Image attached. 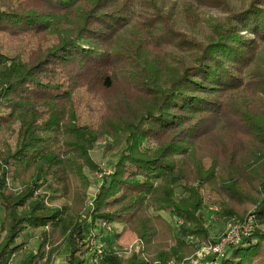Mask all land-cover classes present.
<instances>
[{"label":"trees","instance_id":"trees-1","mask_svg":"<svg viewBox=\"0 0 264 264\" xmlns=\"http://www.w3.org/2000/svg\"><path fill=\"white\" fill-rule=\"evenodd\" d=\"M192 1L227 15L184 6L188 35L172 0H0V32L54 36L25 61L0 49V264L35 229L28 264L65 243L68 264H191L189 236L218 239L205 226L207 197L219 221L254 216L215 264H264V0ZM106 137L104 153L118 156L89 199L84 168L100 169L89 151ZM87 220L122 223L116 237L128 229L141 247L90 251Z\"/></svg>","mask_w":264,"mask_h":264},{"label":"rangeland","instance_id":"rangeland-1","mask_svg":"<svg viewBox=\"0 0 264 264\" xmlns=\"http://www.w3.org/2000/svg\"><path fill=\"white\" fill-rule=\"evenodd\" d=\"M176 5L174 6L173 10L176 13V17L177 19H180V23L179 25H176L179 30L183 31L184 33L188 34V35H194L193 33H196L195 29L189 28L187 26L188 22L183 19L180 16V12L183 11H179V9L183 8L184 6L187 5H194V8L199 9V13L200 14H204L206 16L212 17L214 19H218V20H222L224 17H226L227 13L219 8L216 7H200V6H196L194 4V1L192 0H172ZM228 3L233 6V7H237L239 5H244L247 0H227ZM32 3V2H31ZM0 8H2V6H0ZM3 9V8H2ZM242 33L245 34V31H242ZM35 37V36H34ZM54 36H52L51 34L45 33L44 35V41L42 42H37L33 37L32 38H26V36H22L19 39L18 38H10L9 36H7L5 33L0 32V49L2 50V52L4 54L7 55V57L11 58L13 57L15 58H21L23 61L27 60V57L30 55V53L35 50L38 45H41L42 47L47 46V44H49V39L53 38ZM197 38L202 39L201 35H196ZM158 51H161L158 50ZM11 60V59H10ZM10 60L8 62H10ZM96 70V69H95ZM95 70H90V72L92 73V77L90 79L92 85L95 86H100L101 81L97 82L95 79L97 78V73ZM94 80V81H93ZM90 83V84H91ZM93 103V102H92ZM83 105V103H81ZM86 112V111H84ZM84 116H87L86 113H84ZM7 134L4 130H0V145L2 143V141L7 138L6 137ZM9 142L11 144L14 143L15 141V137L12 136L10 138H8ZM106 141H110L109 137H106L104 140L102 141H98L94 144L93 149H91L89 151V154L91 156V158L94 160V162L99 166V170L98 171H89L88 168H84L85 173L87 174L89 180H90V185L89 188L87 190V196L89 199H91L94 195V192H96L98 185L100 184V180L102 178L103 175H108L111 170H112V166L115 162V160L117 159L118 156V152H107L104 153V144ZM144 146H148L150 148H154L155 143L152 141H145L144 142ZM11 185L18 190L19 185L16 181H12ZM48 187V185L45 183L42 186V190L46 189ZM180 187H177L175 190L176 195H180ZM207 203H205L212 211L213 213H209L207 218V222L205 223V226L208 228L209 231V235H210V240L211 238L217 239L218 236H220L221 234H223L227 228L229 227V225L233 224V223H241V222H237V221H226V220H222L219 221L216 219V213L215 211L218 208V204L216 203H212L209 202V200H212L210 197L206 198ZM90 204V200L86 199V203L84 208L82 209L83 213H86V211L89 208ZM244 208H246V210H251L253 209V205L250 202H245L243 203ZM164 217H167V215L165 213H162ZM250 214L247 215V217ZM2 216H3V211L0 207V222L2 220ZM169 220V219H168ZM114 223V222H112ZM170 223L173 225V222L170 221ZM110 225V223H109ZM94 228H98V226L94 227ZM123 228V227H122ZM114 226H110V229H107V231H109V233H113L110 230H113ZM116 229V228H115ZM106 230V229H105ZM122 230V229H121ZM125 231V233H123ZM26 232V231H25ZM122 232V236L120 237V243L115 242L113 236L111 238H106L105 236L103 238H101L100 240L97 239L98 237H96V240L98 241H93V242H101L103 244V246L105 248H115L117 249L119 252L121 253H129L131 250H137L141 247V242L139 241V239L136 237V235L132 232H130L128 229L123 230ZM2 233H0V237H1ZM90 237V235H89ZM88 238V237H87ZM20 242H22V247L19 251H17L16 253L13 254V256L11 257L10 261H14V259H16L17 257L20 256H24V262L26 260L29 254H31L32 251L36 250L38 245H39V241H40V237H39V229H35V230H29L27 231L26 234L22 233L18 239ZM188 240H192L195 241L196 244L198 245V248L196 250L195 256L191 259V264H215V262L219 261L220 258H215L214 254L212 252H209L208 249V245L213 244L211 241L208 242H198L196 241L195 237L193 236H189ZM92 241V240H90ZM88 241V242H90ZM92 243V242H91ZM92 258L88 259V260H84L81 264H91ZM94 261H92L93 263ZM26 264V263H25ZM169 264H173V261H171Z\"/></svg>","mask_w":264,"mask_h":264},{"label":"built area","instance_id":"built-area-1","mask_svg":"<svg viewBox=\"0 0 264 264\" xmlns=\"http://www.w3.org/2000/svg\"><path fill=\"white\" fill-rule=\"evenodd\" d=\"M254 225V216L250 214L243 222L233 223L229 225L227 230L218 236V239L215 243L208 245L209 252H212L215 258H221L224 254V250L230 244L237 243L243 236L247 235ZM98 227H104L105 229H110V225L105 221H98ZM103 248L101 242H92L89 246V250H96L100 252V249ZM89 251V252H90Z\"/></svg>","mask_w":264,"mask_h":264},{"label":"crops","instance_id":"crops-1","mask_svg":"<svg viewBox=\"0 0 264 264\" xmlns=\"http://www.w3.org/2000/svg\"><path fill=\"white\" fill-rule=\"evenodd\" d=\"M1 207V206H0ZM2 211H3V208L1 207ZM114 226V229L113 230H110L112 231L113 233H109V231L105 230V229H99V228H94V227H91L90 224H89V221H85L84 224H83V231H84V234H85V238L90 237L92 238H96L98 237L97 239H101L103 238L104 236L106 238H111L113 236L115 242H118L120 243V237L123 235H121L119 238L116 237V233L120 232L122 227H123V224L122 223H110V226ZM116 228V229H115ZM27 231L29 230H26V232H24V234L27 233ZM125 233V231L123 232ZM111 236V237H110ZM92 238V240H93ZM36 250L32 251L31 254H29L28 256H25L27 257L25 262H24V259L23 258L24 256H20V257H17L16 259H14V261H10L9 264H28V260L29 258L31 257V255L35 252ZM70 252V246L65 243V244H62L58 251L55 252V254H52L51 256L49 257H44L43 259H41L39 261L38 264H68L67 262V255L69 254ZM13 256V255H12Z\"/></svg>","mask_w":264,"mask_h":264}]
</instances>
